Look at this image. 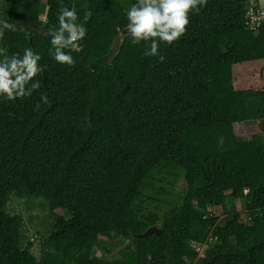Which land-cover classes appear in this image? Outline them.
Here are the masks:
<instances>
[{"label":"trees","instance_id":"1","mask_svg":"<svg viewBox=\"0 0 264 264\" xmlns=\"http://www.w3.org/2000/svg\"><path fill=\"white\" fill-rule=\"evenodd\" d=\"M262 1L208 0L161 63L127 36L109 61L135 0H0L16 25L0 47L40 53L50 100H0V264H264V135L235 131L264 121V83L217 94L211 79L264 63V24L246 25ZM62 6L87 29L71 67L49 55ZM12 195L59 204L39 229L41 261ZM153 226L162 233L140 237ZM115 238L119 257L93 254Z\"/></svg>","mask_w":264,"mask_h":264},{"label":"clouds","instance_id":"2","mask_svg":"<svg viewBox=\"0 0 264 264\" xmlns=\"http://www.w3.org/2000/svg\"><path fill=\"white\" fill-rule=\"evenodd\" d=\"M208 0H135L126 10L124 35L131 44L144 43L143 55L165 61L161 45L172 46L188 31L191 17L206 7ZM58 26L49 30L50 57L60 65L74 66L73 52H78L87 36V29L79 22L75 8L62 6L57 15ZM0 29H14V25L0 20ZM3 32L0 31V37ZM42 56L31 47L9 54L0 47V100L15 103L30 99L40 92L41 77L46 68ZM50 103L49 97L40 92L35 110Z\"/></svg>","mask_w":264,"mask_h":264},{"label":"rangeland","instance_id":"3","mask_svg":"<svg viewBox=\"0 0 264 264\" xmlns=\"http://www.w3.org/2000/svg\"><path fill=\"white\" fill-rule=\"evenodd\" d=\"M264 5V1L261 2ZM211 79L215 93L224 94L235 89H260L264 83V63L261 61L250 62L240 66H221L215 67L211 70ZM235 131L238 136L250 137L252 135H264V121L236 124ZM60 211L57 201L46 202L38 200L33 207L29 206L27 202L17 196L12 195L8 203V211L13 214L21 215L26 221V233L28 243L31 250L39 254L38 245L44 230L40 234L42 222L48 217L49 211ZM209 231H212L209 230ZM104 244L107 245L111 253L104 250ZM118 244V239H105L103 243L98 244L93 249V254H97L101 258L113 259L119 257L122 253L121 248L115 247ZM127 244H124V247ZM123 248V247H122ZM106 262V260H105Z\"/></svg>","mask_w":264,"mask_h":264},{"label":"water","instance_id":"4","mask_svg":"<svg viewBox=\"0 0 264 264\" xmlns=\"http://www.w3.org/2000/svg\"><path fill=\"white\" fill-rule=\"evenodd\" d=\"M20 27H22L23 25H18ZM16 27V25H14V28ZM35 29H38L37 27H35ZM124 31L125 28L121 31V33L115 38L112 49H111V54L109 56V61H112L117 54L119 53L121 46H122V42L124 40V37H126V35H124ZM162 233V231L157 227V226H153L151 228H149L145 233H143L142 235H140V237H147L151 234H156V235H160ZM38 250H39V254L36 255V253H34L31 249H30V253L37 259V261H41V243H39L38 245Z\"/></svg>","mask_w":264,"mask_h":264},{"label":"built area","instance_id":"5","mask_svg":"<svg viewBox=\"0 0 264 264\" xmlns=\"http://www.w3.org/2000/svg\"><path fill=\"white\" fill-rule=\"evenodd\" d=\"M45 18V17H44ZM264 24V7H261V9L258 10H252L248 16H247V21L246 25L250 30H259V28ZM192 245L195 247L196 245L192 243ZM199 251V253L204 252V247L203 246H198L196 247Z\"/></svg>","mask_w":264,"mask_h":264}]
</instances>
